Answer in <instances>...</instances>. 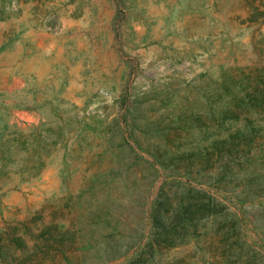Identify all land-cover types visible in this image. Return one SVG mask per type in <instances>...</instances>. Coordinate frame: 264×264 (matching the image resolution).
<instances>
[{
	"label": "rangeland",
	"instance_id": "rangeland-1",
	"mask_svg": "<svg viewBox=\"0 0 264 264\" xmlns=\"http://www.w3.org/2000/svg\"><path fill=\"white\" fill-rule=\"evenodd\" d=\"M262 67L264 0H0V230H69L46 264H264ZM180 201L198 235L150 252Z\"/></svg>",
	"mask_w": 264,
	"mask_h": 264
},
{
	"label": "trees",
	"instance_id": "trees-1",
	"mask_svg": "<svg viewBox=\"0 0 264 264\" xmlns=\"http://www.w3.org/2000/svg\"><path fill=\"white\" fill-rule=\"evenodd\" d=\"M258 81L260 84L264 83V79ZM262 85V95L255 107L264 105V84ZM229 114L233 115L234 113ZM41 154L39 150L35 149V174L41 167ZM159 207L151 210L150 228L145 236L147 238L145 246L150 248V252L154 251L153 244L173 247L185 242L187 237L198 235L197 231L205 218L202 211L200 212L203 206L194 209V204L188 201H180L169 216L168 223L162 224L161 227L157 213ZM214 207L211 209L213 216L211 221L215 224L212 231L218 237L219 242L226 246L221 250V254L226 255V251L229 249L231 251L234 243H236V239L231 242L230 238L235 236L237 220L234 216L222 215L221 209ZM39 218V216H31L29 219L15 224H7L0 230V264H46L49 260H53L57 253L63 257L66 255L68 250L65 245L72 233L67 229H58L52 223L41 226L35 225ZM55 242L58 246H54ZM142 251L143 249L140 250L141 253L139 252L137 257L131 259L129 264L138 261Z\"/></svg>",
	"mask_w": 264,
	"mask_h": 264
}]
</instances>
